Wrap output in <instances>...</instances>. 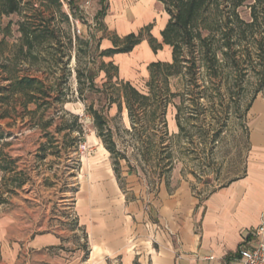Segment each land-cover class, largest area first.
Segmentation results:
<instances>
[{
	"label": "rangeland",
	"instance_id": "rangeland-1",
	"mask_svg": "<svg viewBox=\"0 0 264 264\" xmlns=\"http://www.w3.org/2000/svg\"><path fill=\"white\" fill-rule=\"evenodd\" d=\"M60 1L62 12L70 16L69 23L63 16H58L61 44L53 46L48 42L40 46V55L34 64L22 58H15L22 38L19 26L23 16L11 14L0 19V84H7L3 80V76L8 75L4 69L7 65L18 75L26 73L42 79L49 77L50 83L58 84L56 88L62 90L67 100L64 105L54 104V108L47 112L46 120L54 117L48 129L54 133V139L46 137L41 128L34 127V122L21 104H17L16 108L9 106L10 115L4 119L1 118L4 109L0 104V134L6 133V137L0 138V165L8 168L5 170L0 167V264H96L97 259H92L93 249L85 223L87 215L86 211H82L80 199L91 194V175L95 171L114 168L111 153L98 136L86 108L93 105L100 111L107 110L113 138L120 148L126 150V154L135 164L138 152L133 146L134 138L128 132L131 129L128 110L124 105L123 110H120L117 103L109 106L101 92L104 89L111 91L113 84V87L120 88L121 81H130L146 92L151 78L150 64L155 62L154 60H172V49L169 46L164 45L155 52L148 39L143 41H148L150 53L137 50L121 57H116V54L101 55V50L106 48V41H109L112 48V38H124L130 32L139 33L149 24H152L150 33L162 42L161 30L169 15L158 0ZM146 4L149 5L147 17L136 22L137 19L130 13H134L136 7ZM101 12L105 13L103 17ZM243 15L247 17V13ZM101 21L106 24V30L100 29ZM77 26L82 30L80 35H74L73 32ZM68 31L73 38L71 47L67 44ZM144 34L148 37L149 33L145 31ZM253 52V66L248 73L244 72L242 85H238L232 92V97L241 106V111L231 112L227 125H221L222 130L218 136L217 129L212 128L208 122L215 114L221 116L220 113L210 109L204 113L205 122L202 128L208 132L205 139L199 128V121L194 118L188 122L183 120L194 108L190 96L187 94L181 99H173L175 104L183 103L188 107L181 115V120L186 126L184 131L176 120V106L170 105L168 108L169 135L166 140L174 144L175 150L172 171L160 176V169L156 167L157 159L152 158L144 164V171L133 174L139 180L134 184L128 183L126 174L129 167L125 160H121L120 171L124 185V188H121L122 193L110 191L104 200H109L111 204L113 202L112 207L114 203H121L122 207L126 204V210L129 212L131 207L137 208L134 203L141 201L150 205L160 186L165 185L169 192L183 186L179 191L188 190L193 197L202 201L212 191L244 175L250 149L249 111L246 106L264 83L263 65L258 55L256 56V51ZM261 54L264 60V51ZM66 62L69 64H65ZM110 63L117 66V74L111 80L107 72L102 70L103 65L108 66ZM90 71L97 73L95 85L91 84L89 79ZM81 72L83 75L79 81ZM110 73L115 74V70L110 68ZM170 83L172 91L184 92L182 78L172 77ZM259 96L264 97V86L256 98ZM229 99L228 97L227 100ZM208 100L204 97L200 102L206 105ZM36 108L34 104L29 106V110ZM61 108L82 117L83 140L79 139L77 131L69 135H66L67 129L58 132L64 121L54 112ZM65 122L73 125L69 116L65 117ZM43 144L47 152L44 158L41 157L43 152L40 151ZM10 169L12 171H9ZM21 181L24 183L19 186ZM140 185L143 187L141 191ZM49 230L61 232L60 245L35 252L34 261L29 263L25 254L22 258L13 253V250L18 248L19 254L22 255L23 246L28 240Z\"/></svg>",
	"mask_w": 264,
	"mask_h": 264
},
{
	"label": "trees",
	"instance_id": "trees-1",
	"mask_svg": "<svg viewBox=\"0 0 264 264\" xmlns=\"http://www.w3.org/2000/svg\"><path fill=\"white\" fill-rule=\"evenodd\" d=\"M158 1L169 15L168 22L161 31L162 42L150 33L152 24H149L139 33L131 32L124 38H112L114 47L101 50L102 56L128 53L144 39L149 40L155 52L162 49L164 45L172 49L171 61H155L150 64L151 78L146 92L138 89L130 81H121L120 88L113 87V84L111 91L104 89L101 92L106 99V104L110 106L117 103L120 110H123V105L128 110L131 121V129L128 132L133 136V146L138 152L135 164L126 154V150L120 148L113 138L107 110L100 111L93 105L86 108V113L92 117L98 136L111 153L114 172L122 189L124 185L120 171L121 160L127 162L129 174L144 171V164L152 158L157 159L156 167L160 169V176L172 171L175 150L174 144L166 140V136L169 135L168 108L170 105L176 106V120L180 129L184 131L186 126L181 120V115L188 107H185L183 103L175 104L173 99H181L187 94L190 96L189 99L194 108L183 120L188 122L194 118L199 121L201 124L199 128L205 139L208 137V132L202 128L205 122L204 113L208 109L220 113L221 116L215 114L208 122L212 128L217 129L216 136H218L222 126L227 125L231 112L241 111V106L232 97V92L238 85H242L244 72L248 73L253 66L251 63L254 50L261 60L264 71V60L261 54L264 51V0ZM243 13H247V17H244ZM11 14L23 16L19 26L22 38L15 58H22L33 64L39 58L40 46L48 42H51L53 46H60L61 29L57 24L58 16H63L68 23L70 22L69 14L62 12L60 0H0V19L4 15ZM101 15L103 17L105 13L101 12ZM106 28V24L101 21L100 29L106 30ZM145 31H148V37L145 36ZM66 36L67 44L71 47L73 38L69 31ZM65 64L68 65L69 62ZM110 68L115 70V74L110 73ZM4 69L8 75L3 76L7 84H0V104L4 109L1 118L4 119L10 115L9 106L16 108L17 104H21L34 122V127L41 128L46 137L54 139V133L48 130L54 117L46 120L47 112L54 104L64 105L67 102L62 90L56 88L58 84L50 83L49 77L42 79L32 74H15L7 65ZM102 70L107 72L110 80L117 74V66L113 63L108 66L103 65ZM82 75L81 72L78 76L79 81ZM96 75L94 71L89 73V79L93 85H95ZM172 77L182 78L184 92L172 91L170 83ZM263 86L264 83L254 93L246 106L247 111ZM204 97L209 99L206 105L200 102ZM228 97L229 100H227ZM31 104L36 105L37 108L29 110ZM54 114L59 115L64 121L58 132L67 129L66 135H69L77 131L80 135L79 139L83 140L84 123L79 114L63 108L57 109ZM68 116L72 119V126L65 122V117ZM4 137L6 133L0 134L1 139ZM40 151L43 152L41 157L44 158L47 155L45 144L41 146ZM1 157L0 150V161ZM0 167L8 170L3 164ZM23 183L21 181L19 186Z\"/></svg>",
	"mask_w": 264,
	"mask_h": 264
},
{
	"label": "crops",
	"instance_id": "crops-1",
	"mask_svg": "<svg viewBox=\"0 0 264 264\" xmlns=\"http://www.w3.org/2000/svg\"><path fill=\"white\" fill-rule=\"evenodd\" d=\"M104 45L110 48L109 41ZM137 50L150 53L148 41L130 53ZM123 54L128 53L115 56ZM248 120L250 149L244 175L202 201L188 190L179 191L183 186L169 192L161 185L150 205L140 201L128 212L126 204L112 207L113 202L104 200L110 191L122 193L114 169L95 171L91 194L80 202L96 264H227L236 256L246 233L264 217V97L253 101ZM138 180L126 174L128 183ZM61 237V232L49 230L28 240L22 255L18 248L13 253L33 262L35 252L60 245Z\"/></svg>",
	"mask_w": 264,
	"mask_h": 264
},
{
	"label": "built area",
	"instance_id": "built-area-1",
	"mask_svg": "<svg viewBox=\"0 0 264 264\" xmlns=\"http://www.w3.org/2000/svg\"><path fill=\"white\" fill-rule=\"evenodd\" d=\"M73 32L74 35H80L82 30L77 26ZM227 264H264V217L256 228L246 233L237 255L230 258Z\"/></svg>",
	"mask_w": 264,
	"mask_h": 264
},
{
	"label": "bare ground",
	"instance_id": "bare-ground-1",
	"mask_svg": "<svg viewBox=\"0 0 264 264\" xmlns=\"http://www.w3.org/2000/svg\"><path fill=\"white\" fill-rule=\"evenodd\" d=\"M148 7H149V5L147 6V4H146V6L143 5L142 7H136V9L134 10V13L132 12V14L130 13V15H132L133 17H135L137 19L136 22L142 21L147 17ZM140 8H143V9H140ZM122 24H124L126 26H130L126 23H122Z\"/></svg>",
	"mask_w": 264,
	"mask_h": 264
}]
</instances>
